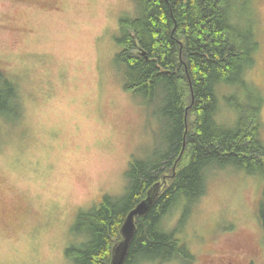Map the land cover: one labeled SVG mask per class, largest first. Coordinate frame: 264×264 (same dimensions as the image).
I'll use <instances>...</instances> for the list:
<instances>
[{"label":"rangeland","instance_id":"374dc122","mask_svg":"<svg viewBox=\"0 0 264 264\" xmlns=\"http://www.w3.org/2000/svg\"><path fill=\"white\" fill-rule=\"evenodd\" d=\"M251 4L244 14L254 13L258 48L243 79L262 95L264 141V0ZM138 14L133 0H0V68L19 104L18 115H0V264H74L67 251L84 241L78 214L125 192L133 158L168 150L162 97L127 90L118 59L119 21ZM235 91L218 86L217 119L227 127L236 114L222 97ZM204 180L199 200L174 207L160 227L187 246L192 264H264L263 175L211 165Z\"/></svg>","mask_w":264,"mask_h":264},{"label":"trees","instance_id":"16d2710c","mask_svg":"<svg viewBox=\"0 0 264 264\" xmlns=\"http://www.w3.org/2000/svg\"><path fill=\"white\" fill-rule=\"evenodd\" d=\"M133 1L139 14L119 21L118 59L126 68L127 90L148 102L162 97L168 150L149 160L133 158L125 192L104 196L78 214L73 228L84 241L67 251L74 264H110L127 213L156 183L160 187L153 204L135 216L124 264L171 259L192 264L195 256L187 246L160 227L162 217L182 202L199 200L205 191L204 170L211 165L232 164L264 178L263 98L248 91L243 79L258 48L250 20L254 13L244 14L253 0ZM220 85L236 86L222 97L236 114L232 127L217 119ZM18 107L15 87L0 68V115H18ZM257 217L264 231V184Z\"/></svg>","mask_w":264,"mask_h":264},{"label":"water","instance_id":"95a60500","mask_svg":"<svg viewBox=\"0 0 264 264\" xmlns=\"http://www.w3.org/2000/svg\"><path fill=\"white\" fill-rule=\"evenodd\" d=\"M159 187V183H156L154 186H152L147 191L146 197L127 213L120 228L122 239L112 249L110 264H124L129 244L135 231V216L144 215L148 211L157 197Z\"/></svg>","mask_w":264,"mask_h":264},{"label":"flooded vegetation","instance_id":"af4514ba","mask_svg":"<svg viewBox=\"0 0 264 264\" xmlns=\"http://www.w3.org/2000/svg\"><path fill=\"white\" fill-rule=\"evenodd\" d=\"M223 259H226V260H228V262H231V257H223Z\"/></svg>","mask_w":264,"mask_h":264}]
</instances>
